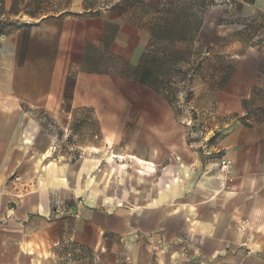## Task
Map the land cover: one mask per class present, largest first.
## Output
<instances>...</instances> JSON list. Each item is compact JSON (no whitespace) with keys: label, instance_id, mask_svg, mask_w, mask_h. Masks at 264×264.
<instances>
[{"label":"crops","instance_id":"crops-1","mask_svg":"<svg viewBox=\"0 0 264 264\" xmlns=\"http://www.w3.org/2000/svg\"><path fill=\"white\" fill-rule=\"evenodd\" d=\"M123 2L17 11L28 27L0 41V264H264V53L219 54L240 65L208 159L135 79L152 15ZM35 111L87 116L81 152L50 160Z\"/></svg>","mask_w":264,"mask_h":264},{"label":"rangeland","instance_id":"rangeland-1","mask_svg":"<svg viewBox=\"0 0 264 264\" xmlns=\"http://www.w3.org/2000/svg\"><path fill=\"white\" fill-rule=\"evenodd\" d=\"M70 1L24 0V2H20L17 0L14 8L16 11L22 10L39 19L47 13L60 10ZM109 1L106 0L107 3ZM94 2L95 0H88L90 5H93ZM25 16L27 15L21 14L20 19ZM16 17L19 15L14 16L9 13L8 9L2 7L0 0V41L28 27ZM204 21H206V25L201 29L195 46L200 58L205 56L207 50L212 51L214 56L224 54L229 57L240 50L234 45L237 42L243 44V48L240 46L241 49H249V45L255 44L257 46L255 51L264 53V0H255L254 4L236 0H213V6L206 13ZM209 60L210 62L205 64V71L196 77L192 85L181 87L176 108L179 120L187 128L190 143L208 159H214L217 155L214 147L221 132V127L216 129V126L222 123L215 118L214 114L217 103L214 92L221 90L222 87V85H217L215 80L221 78V75L224 76L220 72L216 73V69L218 66L227 67L230 62L236 70L240 63L226 59L223 64L214 57ZM186 69L188 67L184 68V70ZM212 76L215 79H212ZM189 90L193 91L192 96L187 97L186 93ZM35 117L43 128L42 146L52 145L50 150L54 152V156L50 160H58L57 156L60 154H78L81 152L79 146L85 145L89 138L85 127L87 116L81 115L78 120L76 118L69 120L68 112L53 118L43 111H35ZM210 130H214V135L209 134ZM220 172L224 176L229 173V171H223L222 168H220Z\"/></svg>","mask_w":264,"mask_h":264},{"label":"trees","instance_id":"trees-1","mask_svg":"<svg viewBox=\"0 0 264 264\" xmlns=\"http://www.w3.org/2000/svg\"><path fill=\"white\" fill-rule=\"evenodd\" d=\"M236 1L253 4L255 0ZM123 3L127 8L145 7L152 15L151 42L134 70L135 79L165 99L179 116L176 103L181 87L192 85L196 77L205 71L206 62H210L209 57H199L195 46L213 0H161L155 7L147 6L143 0H124ZM1 5L4 8L5 0H1ZM9 13H17L14 4ZM205 53L210 54V50ZM214 58L223 64L226 62L222 55ZM185 67L188 69L184 70ZM234 71L230 62L227 67L218 66L216 73L224 76L216 78L217 85H225ZM212 79L215 77L212 76ZM192 92L189 90L186 96H192Z\"/></svg>","mask_w":264,"mask_h":264},{"label":"built area","instance_id":"built-area-1","mask_svg":"<svg viewBox=\"0 0 264 264\" xmlns=\"http://www.w3.org/2000/svg\"><path fill=\"white\" fill-rule=\"evenodd\" d=\"M228 166H229V164H227V163H224V165H223V167H222V170L223 171H228ZM16 181H20V178H16Z\"/></svg>","mask_w":264,"mask_h":264}]
</instances>
